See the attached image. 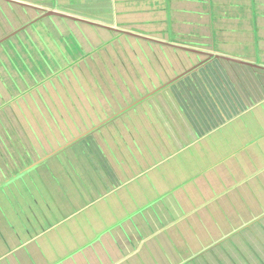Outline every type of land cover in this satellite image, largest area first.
<instances>
[{
    "label": "rangeland",
    "instance_id": "374dc122",
    "mask_svg": "<svg viewBox=\"0 0 264 264\" xmlns=\"http://www.w3.org/2000/svg\"><path fill=\"white\" fill-rule=\"evenodd\" d=\"M40 16L0 0V183L27 167L23 149L35 162L90 130L93 139L0 191V253L22 249L34 260L10 253L1 263L180 264L216 242L184 264H264V139L247 133L261 132L256 108L241 112L215 64L203 81L196 74L159 91L173 78L170 60ZM176 91L192 102L185 117ZM230 115L241 116L221 125ZM105 173L109 197L96 199ZM82 245L86 256L66 259Z\"/></svg>",
    "mask_w": 264,
    "mask_h": 264
},
{
    "label": "crops",
    "instance_id": "0c3cea01",
    "mask_svg": "<svg viewBox=\"0 0 264 264\" xmlns=\"http://www.w3.org/2000/svg\"><path fill=\"white\" fill-rule=\"evenodd\" d=\"M2 1L9 3L10 7L24 6L33 13L39 12L41 16L47 15L65 20L72 27L87 28L88 32L102 30L114 34V40L120 41V44L127 47L130 42H137L139 46H143L144 53L150 55L149 57L160 58L161 63L170 60L171 66L175 68L172 80H178L175 83L169 80L172 85L168 88L172 90H178L181 81L197 78L196 74L200 75L205 68L208 66L213 68L215 64V75L220 73L225 79L220 82L229 81L235 85L239 96L237 101L242 105L241 112L248 113L256 108L255 124L259 123L261 132L256 135L254 132L251 133L250 129L246 130L249 135L251 134L250 141L258 140L259 143L264 139V130H262L264 128V0ZM199 79L203 81L202 75ZM214 82L213 89L216 88V81ZM162 83L158 82V84ZM217 89L220 88L217 86ZM177 93L178 91L176 95ZM178 94L179 96H175L173 101L180 100L183 113L181 111L178 113L185 117L186 104L183 102L188 104L190 98L181 99L180 93ZM239 117L222 116L223 120L220 124L233 125ZM202 134L206 136L209 132ZM197 172H193L192 177H187L185 184L188 185L185 187L193 186L192 183L197 182L196 180L190 182ZM197 184L200 191V184ZM199 198L201 191L196 199ZM193 207L198 208V206ZM86 208H82L84 210L81 209V213L89 211V208ZM60 223L64 222L57 224ZM83 247L82 245L66 259L70 258L71 261L82 259L81 255L86 256ZM69 251L71 250L64 253L69 255ZM1 254L3 255L4 252ZM13 255H18L21 260L25 258L29 262L34 261L33 257L24 255L22 249H16L10 257Z\"/></svg>",
    "mask_w": 264,
    "mask_h": 264
},
{
    "label": "trees",
    "instance_id": "16d2710c",
    "mask_svg": "<svg viewBox=\"0 0 264 264\" xmlns=\"http://www.w3.org/2000/svg\"><path fill=\"white\" fill-rule=\"evenodd\" d=\"M5 105L6 104H0V110H1V112H3V114H5L6 113V110H3V109H5ZM3 110V111H2ZM27 125H29L30 127H31V138L33 137V138H35V140L37 141V142H39L40 141V138H39V135H38V133L37 132H34V130H33V127L30 125V123H27ZM78 137V136H77ZM76 138V137H75ZM84 138V137H83ZM80 138V139H78L77 141H81V142H75L74 144H73V149H75L76 150V148L78 147L79 149H81L80 148V145L81 144H87V145H89L88 143L89 142H91L90 140H88V139H90V138H92L93 139V137H92V135H89L88 134V136L86 137V138ZM73 140V139H72ZM72 140H70V141H72ZM70 141H68V142H70ZM88 142V143H87ZM67 142H65L64 144H66ZM80 143V144H79ZM64 144H62V145H60L58 148H60L61 146H63ZM86 145V146H87ZM23 147V146H22ZM18 152L19 153H21V151L20 150H18ZM23 153L25 154V157L27 158V160H25L24 161V166H21L22 167V169L24 168V167H26V166H28L29 164L31 165V164H33L34 163V161L30 158V154L28 153V151L27 150H25V149H23ZM45 154V153H44ZM49 154V153H48ZM47 154H45L44 156H46ZM58 156H59V154H57ZM57 155H55V156H53L52 158H50L51 160L54 158V157H56ZM43 156V157H44ZM39 157V156H38ZM22 159H23V157H22ZM39 159H40V157H39ZM50 159H48L47 161H45L44 163H42V164H40V165H38V166H36L35 168L36 169H41L43 166H45V165H47V162L50 160ZM108 161V160H107ZM36 162V161H35ZM121 162L124 164V161H123V159H121ZM89 163V162H88ZM108 163H110V162H108ZM126 164H128V162H126ZM35 168H33V169H31V170H34ZM101 168H103L104 169V171H106V170H108L107 168H104V167H102L101 166ZM35 169V170H36ZM31 170L30 171H28V172H26V173H24V174H22V175H20L19 177H17L16 179H14V180H17V179H20L21 177H23L24 175H26V174H28L29 172H31ZM141 170H144L143 169V165H141ZM135 171H132L131 172V174H133ZM86 174H88L89 175V181H94L93 180V177H92V174L89 172V171H87L86 172ZM104 174V173H103ZM108 174L109 173H105V176H106V180L107 181H105V179L103 178V179H98L97 181L101 184V183H104L103 185H101V187H100V196H94L96 199H99V198H101V196L103 197V196H105V195H107L108 197H109V191L106 189V187H110L109 185H112V179L111 178H107V176H108ZM111 174V173H110ZM74 175V174H73ZM91 175V176H90ZM112 175V174H111ZM128 175H130L129 173H128V171H126V176H128ZM70 176H72V174L70 175ZM14 180H12V181H14ZM12 181H10L9 183H7V184H5L6 186L7 185H9ZM5 185H3L2 186V188L0 189V191H2V190H4L5 188H6V186ZM97 184H96V186L95 187H90V189H91V191H95L96 192V190H97ZM92 199V198H91ZM101 202V201H100ZM86 204V203H85ZM69 205V204H68ZM85 207V205H82V208H84ZM74 207H72V209H73ZM81 208V209H82ZM76 213V211L75 210H73V211H71V213H70V215L72 216V214H75ZM68 216H69V213L67 214L66 213V215H64V219H63V217L61 216L59 219H57L52 225H51V227L52 226H54V224L55 223H58V222H62V221H65L66 219L65 218H68ZM50 227V228H51ZM16 250V249H15ZM213 250L211 249L210 250V252H212ZM5 253L6 254H1L0 253V263H1V259H3L4 258V256L5 255H8V254H10V253H13V251H11L10 249H8V250H6L5 251ZM200 256V255H199ZM2 257V258H1ZM203 257V256H202ZM201 258V257H200ZM195 264L197 263V259L196 260H194L193 261ZM2 264V263H1Z\"/></svg>",
    "mask_w": 264,
    "mask_h": 264
},
{
    "label": "water",
    "instance_id": "95a60500",
    "mask_svg": "<svg viewBox=\"0 0 264 264\" xmlns=\"http://www.w3.org/2000/svg\"><path fill=\"white\" fill-rule=\"evenodd\" d=\"M51 14H52V13H51ZM52 15H57V13H53ZM46 16H47V15H46ZM122 112H123V111H121L120 113H122ZM107 121H108V120H107ZM105 124H106V121L102 122V123L99 124L97 127H95L94 131H95V130H98V128L102 127V126L105 125ZM92 131H93V130H90L89 132L84 133V136L80 135L79 138H75V139H73L72 141L67 142L66 144H64V145L61 146L60 148L54 150L53 152L47 154L46 156H44V157H42V158H40L38 161L34 162V163L31 164L30 166H27L26 168H24L23 170H21V171L18 172L17 174L11 176L10 178H8L7 180H5L4 182L0 183V187L3 186V185H5V184H7L8 182H10V181L16 179V178L19 177L20 175H22V174H24V173L30 171L31 169L35 168L36 166H38V165L44 163L45 161H47L48 159H50V158H52L53 156L57 155V154L60 153L61 151L67 149L68 147L72 146L75 142H77L78 139L85 137L86 135L90 134ZM215 243H216V242H214L213 244H211V245L208 246L207 248L202 249L200 252H198V253H196V254H193V255L191 256L190 259L192 260V259L195 258L196 256H199V254H200L201 252H205L207 249H209L210 247H212ZM190 259H189V260H190ZM189 260H188V261H189ZM188 261H187V260H184V261H182L180 264L187 263Z\"/></svg>",
    "mask_w": 264,
    "mask_h": 264
},
{
    "label": "flooded vegetation",
    "instance_id": "af4514ba",
    "mask_svg": "<svg viewBox=\"0 0 264 264\" xmlns=\"http://www.w3.org/2000/svg\"><path fill=\"white\" fill-rule=\"evenodd\" d=\"M173 81V83H175V82H177L178 80L176 79V80H172ZM172 84L168 81L166 84H162L161 85V89H159V91H162V90H164V89H166V88H168L169 86H171Z\"/></svg>",
    "mask_w": 264,
    "mask_h": 264
},
{
    "label": "clouds",
    "instance_id": "9594fccd",
    "mask_svg": "<svg viewBox=\"0 0 264 264\" xmlns=\"http://www.w3.org/2000/svg\"><path fill=\"white\" fill-rule=\"evenodd\" d=\"M8 2H12L13 3V1H8ZM49 17V16H48Z\"/></svg>",
    "mask_w": 264,
    "mask_h": 264
}]
</instances>
